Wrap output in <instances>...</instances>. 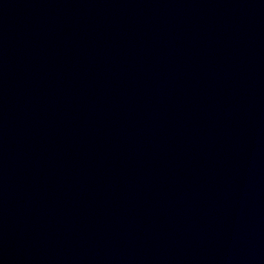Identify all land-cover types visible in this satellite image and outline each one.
<instances>
[{"label":"water","instance_id":"95a60500","mask_svg":"<svg viewBox=\"0 0 264 264\" xmlns=\"http://www.w3.org/2000/svg\"><path fill=\"white\" fill-rule=\"evenodd\" d=\"M0 264H264V0H0Z\"/></svg>","mask_w":264,"mask_h":264}]
</instances>
